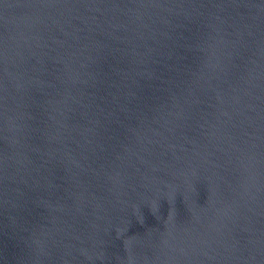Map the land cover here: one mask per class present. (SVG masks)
<instances>
[{
	"label": "water",
	"instance_id": "water-1",
	"mask_svg": "<svg viewBox=\"0 0 264 264\" xmlns=\"http://www.w3.org/2000/svg\"><path fill=\"white\" fill-rule=\"evenodd\" d=\"M0 264H264V0H0Z\"/></svg>",
	"mask_w": 264,
	"mask_h": 264
}]
</instances>
